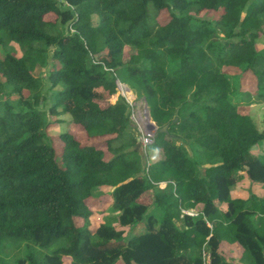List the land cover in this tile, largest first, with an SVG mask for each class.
I'll return each instance as SVG.
<instances>
[{
    "label": "trees",
    "instance_id": "16d2710c",
    "mask_svg": "<svg viewBox=\"0 0 264 264\" xmlns=\"http://www.w3.org/2000/svg\"><path fill=\"white\" fill-rule=\"evenodd\" d=\"M262 36L264 0H0V264H264V197L231 195L264 184V130L232 99L251 73L264 102ZM119 82L158 126L153 166Z\"/></svg>",
    "mask_w": 264,
    "mask_h": 264
},
{
    "label": "rangeland",
    "instance_id": "374dc122",
    "mask_svg": "<svg viewBox=\"0 0 264 264\" xmlns=\"http://www.w3.org/2000/svg\"><path fill=\"white\" fill-rule=\"evenodd\" d=\"M211 17H212L211 15H206L204 18L211 19ZM257 42H258L260 49L262 51H264V36H262ZM12 44L17 48V55H21L22 52L19 49L18 45L15 43H12ZM4 51H5V48L2 45H0V55L1 56L4 55ZM36 73L39 74L40 76H46L47 70L46 69H37ZM232 83L234 85V94L232 95L233 101L238 103L239 106L249 110L250 115L252 116L253 120L257 124L258 128L263 131L264 130V102H257L256 101L257 100V94L256 93L253 94L254 93L253 90L256 89V78H255V76L251 73H248V74L245 73L244 75H242L240 82H237V78L236 79L233 78ZM10 92L11 91L7 89L6 94H9ZM120 95L125 96L128 104L132 108V115H131V118L133 119V120L131 119L132 125H133V127H136L137 135L141 136V132H140V128L142 127V119L141 118H143V113L145 111V108L148 107V109H149V106L146 102V99L144 97L138 98L136 92L132 89L130 91H128L127 89L123 91L120 88L118 90V93L112 97L111 101L113 103L116 102L117 98L118 99L120 98ZM9 96H11L12 99H15V97H16L15 95H9ZM44 108H46L48 110L49 105L48 106L45 105ZM48 118L50 120H55L54 116H52V115H49ZM58 119H60V123H57L54 127H52L51 129L48 130L50 135H59L61 133H65V132H68L71 130H73V131L75 130V127L77 126V124L73 123L74 126H71V124L67 122V120L71 119V115L63 114V115H60L58 117ZM153 145H154V143L152 145H148L147 147H144L142 145V147H143L142 151L144 152L145 158H146L147 163H148V167L153 166L158 159L157 150L153 147ZM187 148H188L189 154L193 155V151H192L191 147L188 146ZM193 148H194V152H195V157L198 159L199 162H201V159L203 158V150L197 145H195V147H193ZM58 149H60L59 146H58ZM199 152H201V153H199ZM252 152L254 155L260 157L264 161V140L258 142L254 146ZM150 171L148 168L149 173H150ZM246 182H249V180L245 179V180L241 181L240 183L234 185L231 188V191L233 190L234 194L233 193H231V194L233 196L237 195V194H241V196H243V195L244 196H250V194H254V195L258 196L259 198L264 197V184H262V183L257 184L256 182L253 184L251 181L249 183H246ZM167 183H168V181L162 180V181L157 182L156 184L160 185L161 187H164V186H166ZM171 183L175 185L174 182H171ZM173 187H174V189L176 188V186H173ZM109 190H111V189H109V188L95 189L94 190V197L95 198H93L92 202H93V208L94 209L102 208L103 206L109 207L107 212H105L102 215L97 214L95 216V218L98 221H103V222L105 221L107 223L114 225V224H117V222H118L117 217H118L119 213L114 211L112 208L111 201H109L111 199L110 195L108 194ZM221 209L226 210L227 204L226 203L221 204ZM184 210L197 213V211L194 208L184 209ZM184 210H183V212H184ZM176 222H177V220H176ZM95 224H96V222H95ZM178 224H179V222H178ZM143 231H144L143 226L140 225L139 227H137L135 229V234L143 232ZM225 244H226V242H225ZM225 244H223V242H222L221 248H222V251L227 255L228 253H227V248H226ZM231 252H233V257H232V255H227V257H228L229 261L234 262V259H236L240 256L239 255L240 251L236 250V249L235 250L232 249ZM67 262H69V259H67Z\"/></svg>",
    "mask_w": 264,
    "mask_h": 264
},
{
    "label": "built area",
    "instance_id": "2783aa9c",
    "mask_svg": "<svg viewBox=\"0 0 264 264\" xmlns=\"http://www.w3.org/2000/svg\"><path fill=\"white\" fill-rule=\"evenodd\" d=\"M120 88L123 91L126 90L124 85H122ZM131 112H132V108H131ZM145 112H146V108H145V111L143 113V118L140 117L142 119V127L140 128L141 136H139L140 137L139 141L144 147H147L148 145H152L154 143L157 130L150 126V121H154V120L152 119V117L149 120L147 118ZM131 115H132V113H131ZM184 212L187 214H190V215L196 214L195 212L187 211V210L186 211L184 210ZM205 257H206L205 264H210L209 255H206Z\"/></svg>",
    "mask_w": 264,
    "mask_h": 264
},
{
    "label": "crops",
    "instance_id": "0c3cea01",
    "mask_svg": "<svg viewBox=\"0 0 264 264\" xmlns=\"http://www.w3.org/2000/svg\"><path fill=\"white\" fill-rule=\"evenodd\" d=\"M245 182V181H244ZM250 182V181H249ZM249 182H246V183H249ZM254 184V183H253ZM258 184V183H257ZM110 189V188H109ZM231 193H233L234 194V192H233V190L231 191ZM232 195V194H231ZM232 197H234V198H248L249 196H241V194H237V195H232ZM261 198H263V197H261ZM223 244H225V242L223 243ZM226 248H227V255H232V257H233V252H231V250L232 249H236V250H239L240 251V253H239V257L238 258H236V259H234V262H238L239 260H240V258H241V253H242V248H241V246H236V245H232V244H229V243H227L226 242ZM224 245V246H225Z\"/></svg>",
    "mask_w": 264,
    "mask_h": 264
},
{
    "label": "water",
    "instance_id": "95a60500",
    "mask_svg": "<svg viewBox=\"0 0 264 264\" xmlns=\"http://www.w3.org/2000/svg\"><path fill=\"white\" fill-rule=\"evenodd\" d=\"M122 85H124V87H125L128 91L131 90L130 87H129L128 85L119 82V88H120ZM145 114H146L147 118L150 120V118H151V114H150V110L148 109V107H146V112H145ZM150 126H151L152 128H154V129H156V130L158 129V126H157V124H156L155 121H150ZM160 132L168 133V125H165L163 128H161V129H160Z\"/></svg>",
    "mask_w": 264,
    "mask_h": 264
}]
</instances>
